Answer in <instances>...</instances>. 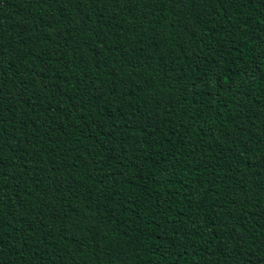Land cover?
Here are the masks:
<instances>
[{
    "label": "trees",
    "instance_id": "obj_1",
    "mask_svg": "<svg viewBox=\"0 0 264 264\" xmlns=\"http://www.w3.org/2000/svg\"><path fill=\"white\" fill-rule=\"evenodd\" d=\"M0 264H264V0H0Z\"/></svg>",
    "mask_w": 264,
    "mask_h": 264
}]
</instances>
